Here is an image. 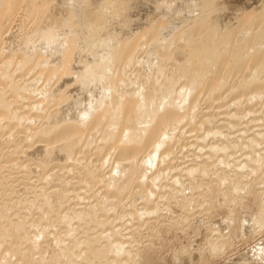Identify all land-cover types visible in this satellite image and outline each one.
Instances as JSON below:
<instances>
[{"label":"bare ground","instance_id":"bare-ground-1","mask_svg":"<svg viewBox=\"0 0 264 264\" xmlns=\"http://www.w3.org/2000/svg\"><path fill=\"white\" fill-rule=\"evenodd\" d=\"M92 1L93 0H60L55 3V0H0V62L6 59L7 57V59H9L10 55H12V53L14 52V55L12 56L16 57L15 59L13 58L15 61L12 60L11 62L5 64L7 66H11L10 70L15 68L14 73L17 71H22V73H29L30 70H32L33 73H38L41 75H39V78L36 77V80L34 78L35 81L38 80V82H40L41 84L49 83V85L52 84L53 86L54 84H59L56 90L57 92L55 91L56 95L55 93H53V91L51 93L50 89L48 91H45V89L42 90L43 88L41 89L40 87H35L34 84H37L38 82H33L28 85H25L24 87H21L20 83H15L13 79L10 80L9 71L1 70L0 66V77H3L5 79V82H3V84L6 87L9 85L7 91H10L12 97V101L8 103L7 97L5 95L6 91L3 89L0 90V116L1 118H3L2 121H0V133L2 131L9 132L11 129L18 127L20 122L30 121V115L20 118L17 114L11 112V108L9 106L11 104H16L18 101H20V97L31 98L37 97L38 95L37 98H39V102H41L42 104H40V109L46 106L51 101H57V95V99L61 103L59 104L60 108L57 114L49 116V125L46 126L45 129L40 130V134L38 135V142L45 143L42 148L35 147L34 149L30 150L31 146H21L19 141L14 139V137L12 138V136L11 139L9 137L8 140H5L4 142L1 141L0 143L6 145L13 144V146L16 145L15 147H20L21 152L24 155L30 154L34 155L35 157H38V161L35 163V165L41 171H43V167H48L50 164L58 162L59 160H69L70 153H82L80 157L83 158L85 156L87 158L89 155H93L95 157V163L99 164L97 166L89 165L83 167V169L78 168L77 182L79 184L85 183V186L90 185L93 187H95L97 184L99 186L100 184H102L100 188L103 189V191L94 193L95 202L96 204L98 203L97 205L102 214L100 216L97 214V216L94 214V212H92L91 209V211H89L88 213L85 210V214V212L82 211L84 210V208L80 210V212H84L82 214H77L78 212L73 214L74 211L73 213L71 212V214H73V216L77 217L78 219H84V221L90 220L89 223L91 221H96L95 225L97 227H99L100 225H102L103 227L104 224L97 221L98 219H100L99 217L106 216L112 213L118 207L117 203L110 199H115L116 201H118V204H120V202H122L121 199H123L124 196H127V193L128 191H130L133 182H136L135 180L138 178L141 171L143 169L147 170V168H145V166L148 167L149 165H146L147 159L143 161V159L141 158L145 154H147L148 151H151L150 153H148L147 156L158 160L157 158L159 157V154L157 153V151L159 149H161L160 151H162V147L163 151L160 152V154L166 153L165 155L169 156L170 145L168 143L174 141L173 139H175L176 137L175 129L177 130L178 125H181V119L184 118H182V116H186V120L184 121L194 122L191 121L194 118L191 120L190 118L191 116H194L195 109H197L196 105H198L199 96H196L195 94L191 95L192 97L190 98H188V96H190V94L193 92L196 93L195 90L198 88L196 86L199 83V80L202 81H200V84H198V86H200L199 89H197V93L201 94L199 92H204V94L207 93L212 95L213 97L214 95H216V92H218L228 82L223 78V80L218 79L221 78L219 77V72L223 71L224 74V70L226 68L227 71H230L231 68L229 69L228 67H232L231 65L236 63V67L239 64L238 66L242 65L244 66V68H246L247 71L249 70L248 73H246L245 75H242V73L241 76L239 75L240 77L238 79H242V77L243 79L240 82H237L239 83L237 85L238 87L235 84V86L240 90H247L248 94H253L251 95V97L247 94V97L249 96L248 100L245 99V101H247V104L248 101L251 102L256 98V100L258 101L259 98H263L264 78L261 74V67H258L257 69H249L252 65L249 68L247 66L248 63L251 62L253 64V67L262 65L264 63V0H261L259 3H257L258 8L254 9L253 11H251V9V12L247 10L246 13H239L238 16H236L237 23L235 22L236 24L234 23L235 25L233 24V27L231 24V28L229 27L230 30L227 29L225 35L222 34V29L216 27L215 23H213V19L211 17V14L213 12V10L211 12L212 0H192L194 2L198 1L195 6L193 4L194 2H191L190 0H158V2L156 1L152 6H149L146 0H103L100 4H93ZM251 5L254 4L252 3ZM144 7L146 9H144ZM250 8L251 7H249L248 9ZM16 17H20L19 19L25 27H27L28 24L32 23V25L30 26V32H28L29 34L25 35V37L23 38L24 43L21 45V47H19V50L17 52L12 49L13 46H10L11 44L5 48H2L1 46L5 39L3 38L5 33L8 32L10 26L12 25ZM165 19L168 21H166ZM183 20L184 23H187L188 29H185L186 32L183 29L186 27V25H184V27L183 24H179ZM200 21H204V24L200 25ZM188 22H191V24H189ZM177 24L181 25L184 31L183 33L186 34L185 36L184 34L180 37L178 36L179 30L181 31V27ZM255 29H259V31L256 30V32ZM231 33H235L238 36L236 37V35H233L234 37L232 38ZM182 36H184V38H182ZM179 38H182L183 42L179 43ZM173 39L175 41L174 46H178L182 49L186 48L188 57L186 58L185 63H182V65L180 64V66L177 67V73L174 72V75L172 74L171 77V74L169 75V77H166L167 75L165 74V76L163 74V63L161 62V60H159V57H172L178 55V49L174 48L173 45H171V41ZM229 39H233L232 41L234 42H232L231 40L230 42ZM224 41L232 45L229 51H227L228 43H224L223 47H221ZM139 50H141V52L143 53V56L140 59L135 56V54ZM17 53H19L20 56H18L19 54ZM12 56L10 58H12ZM217 57H221L219 58L220 60ZM222 57L226 58L224 59V62H222ZM18 58L20 60L19 63L18 61L16 62ZM135 63H137V65H140L143 72H133V75L129 76L127 79H121V70L125 66L133 65ZM196 63L197 67L201 69L200 73L195 72L198 70L197 67L195 70ZM188 66H190L191 68ZM159 73H162L161 75H163V77L165 76L164 84L166 85L163 84V86H165H162L163 88H161V86L157 84L159 83L158 80L160 79H155L156 77H160L159 75H156ZM229 73L231 74V72ZM175 74L177 75L175 76ZM154 79L157 80V82ZM82 81L84 83H82ZM155 83L157 84V86H159L158 88L154 85ZM179 84L181 90H179V92L171 93L170 90L175 91L173 87ZM57 85H55V88ZM152 85L155 86L152 87V92H145ZM230 85L231 84L229 83V86ZM53 86L52 88H54ZM194 87L196 89L193 90ZM237 88L235 89L237 90ZM235 89L233 90L235 91ZM233 90L231 93L234 92ZM12 91L14 94L12 93ZM234 93H236V91ZM238 93H240L241 95V92L238 91ZM63 97L67 98L62 100ZM187 98L188 100H186ZM185 101H187L186 106L184 104ZM181 102L184 107L183 105H181ZM15 106L16 108H19V106ZM236 114H233L234 118L237 117ZM39 115V113L37 114V112H35L33 116ZM213 116L208 117L207 119L205 118L206 120L204 121V123L211 124L212 122H216V117ZM34 124H36V122ZM208 124L207 126H205L208 133L211 132V134H216L214 132L212 133V127H209L211 128L209 129ZM3 125L5 127H3ZM22 125L26 126V124ZM204 125L205 124H202V126ZM124 129L126 132H124ZM201 129L203 128L201 127ZM97 133H102L101 145L97 144L93 145L92 147L90 146V154H87V152H85L87 148L82 151V148L87 144V140L90 135H94ZM217 133H219L218 130ZM203 139H205V137ZM175 140L180 139L177 138ZM249 140L248 143L251 141ZM23 147H26V151H22ZM214 148L215 147H213V149ZM215 154H217V152H215ZM162 155L166 159V156L164 154ZM106 156H108V161H106L109 162V164L106 165L107 162L103 159V161L106 162V164L103 165V163H100L102 160L101 158H105ZM139 156L141 157L140 161L142 163H139ZM80 159L81 158H77L76 164L78 162L82 163V160L80 161ZM163 159H160V161ZM165 159L163 161H165ZM258 159L259 158H255V160H253L251 158L252 162L250 163V165L257 161L256 163L261 166V162L264 161V157H261L259 161ZM246 160L250 162V159ZM156 162L157 161H155V163ZM152 163L150 165H152ZM166 164L168 165V163ZM113 165H115L114 170L116 171H113L112 169L113 173L111 174L109 170V174L101 173V171H99L101 167H113ZM255 165L254 167H256ZM262 165H264V163ZM149 168H151V166ZM153 168L154 167L152 166V169ZM73 169H77V166H73ZM257 171L260 170H253L252 172L258 174L256 173ZM35 172H37V170ZM190 172L192 173V171ZM51 176L52 175H50L49 177L47 176L48 178L46 177L47 182H50L53 178L56 177ZM72 178L76 179L75 177ZM145 179L143 178V181L146 183L148 180L145 181ZM154 179L156 181L155 177ZM157 180L160 181V179L158 178ZM156 183L157 185L159 184L158 181H156ZM195 183L194 185L196 186V184L198 183ZM72 184L75 183L68 182V186ZM141 184L142 183L140 182L139 187L141 186ZM153 184L151 186H153ZM53 187H55V185H52V188ZM143 187L142 188L144 190L145 188H147L145 184L143 185ZM188 189H190V187H188ZM242 189L244 190L242 186L241 189L238 188V190ZM62 190H64V188L62 187L61 189L60 185L59 190H53L52 192L50 191V193L42 192L41 199L43 201V205L39 208L40 214L44 215L39 216L38 223H31L32 225L30 224V227H35L37 229L36 231H42L43 229L41 230V226L43 223L45 225V223H51V220L53 221V219L50 220V217L45 216L47 213L52 214L50 212L53 211L54 203L56 201L62 202V200H65L67 198L65 197L66 195H60L61 193H63ZM146 191L147 189L145 190V192ZM145 192L143 193L145 194ZM149 192L151 193L152 189ZM149 192L146 193L149 194ZM147 197L148 195H145L144 200L148 199ZM260 197L261 196H259L258 198L260 199ZM36 198L38 197L34 196L30 200L25 199L23 201L26 202V204L28 205H32L36 202ZM172 198L174 199V196ZM172 198L171 200H173ZM166 199L168 201L170 199V196H167L165 200ZM184 199L185 200L183 201V204L181 202L182 205L186 204V200L187 203H190L188 202V200H191L192 198L188 199L185 196ZM149 200L148 203L150 202ZM161 200L163 201V198ZM261 200L262 199H260V201ZM9 202L0 206V217L6 215L10 209L19 204V202L17 201H12L10 203ZM146 203L144 204L146 205ZM182 205L180 206L184 207ZM95 206L93 211H95L96 209ZM187 206L188 205H186L185 207L187 208ZM133 207L134 206L132 205L131 208ZM263 208L264 207H262V209ZM99 209L96 211H99ZM145 209V211L147 212V208ZM143 212L144 210L142 211V213H140V211H136L132 215L138 218L143 214ZM259 212L261 213V210ZM154 213H156V211ZM262 213H264L263 210ZM262 213L260 215H262ZM60 214L61 213L58 212L57 214L53 215L56 216V220H62L64 223H66L65 229L68 232L73 231V229L75 230V228L71 230L73 224V217L71 215L66 216L64 215L65 213H62L63 217H60ZM129 216L131 215L129 214ZM255 217L253 218L255 219ZM258 217L260 218L262 216H259L258 214ZM259 218L257 222L259 223L260 227L258 228L262 229V225L260 224L261 222H259ZM132 219L134 218L132 217L131 221ZM250 219H246L248 226L249 224L252 225L251 222H248L250 221ZM44 220L48 222H44ZM227 220L230 221L229 219ZM251 220L254 221L253 219ZM20 221L15 224H11L3 229H0V259L2 261L1 264H12L10 260L12 258H15L14 260H16L18 264H139V261L142 263L144 261L146 262L147 259L146 255H148V253H145V255L144 252H142L143 255H140L138 257H131L132 254H130V252V256L129 254H126V251L128 249L125 250L126 253L123 251V248H121V250L123 249L121 251L119 249V246L124 243V240L121 241L122 239L119 240L120 243L115 244L116 246H112L111 243L115 240L112 235L116 233L114 232V230H112V232L110 231V234H102V237H93L94 239H91L90 237L91 240L86 238L87 240L85 239V241H80L81 238H76V236L73 234L74 232L68 233L66 231L64 235L62 234V236L61 234L58 235L55 233L53 235H49L46 230H43V233L47 234V236L44 235L43 241H39V236L41 237L43 233L39 231V234L41 233L40 235H37V233L35 235L33 233L36 237L31 236V233L29 234L30 230L28 232L26 227L22 225V223H24L22 221L24 220ZM108 226H110L109 223ZM45 227L46 226H44V228ZM245 228H247V226H245ZM104 229L101 230L104 231ZM239 229L241 228L239 227ZM219 231L221 230L219 229ZM22 234H25L27 237L25 243L23 244L24 246H20L22 241L13 239H11L10 247L3 245V242L5 241V236H21ZM92 234L90 236H92ZM67 235L71 238L69 237V240L65 241ZM100 235L98 234L96 236ZM109 237L111 242H105L107 244L103 245L105 249H96L97 243H102V239V241H105V239H109ZM111 237L114 239L111 240ZM218 239L220 240V238ZM116 241L117 240H115V242ZM43 243L44 248L41 247V244ZM75 246L78 247V249L75 248L76 251L80 250V248L82 250V247H84L85 252L82 254L80 253L81 251H79L78 253H80L81 255H78L77 253V255L74 256L76 251H74L73 247ZM263 246V243L261 244L258 242V245L254 247L252 246L253 248L251 247L252 249H248L249 251L247 250L248 254L247 252H245L246 254L242 253L244 255L240 254L241 257L239 259H242V264H264ZM216 247L218 248L217 245L214 246V248ZM131 249L132 248H130V250ZM25 250H27L28 252L31 250L33 253L30 252V254H34L35 252H41L43 250L44 257L39 255L36 260H32L27 254V252H23ZM110 253H112L113 255V260H111L110 258L112 257V255L109 256ZM108 258H110L111 262ZM122 258H125L124 263L122 262ZM235 259H232V261L234 260L233 263L231 262V260L230 263H227L235 264L237 263ZM240 263L241 261L237 264Z\"/></svg>","mask_w":264,"mask_h":264},{"label":"rangeland","instance_id":"rangeland-1","mask_svg":"<svg viewBox=\"0 0 264 264\" xmlns=\"http://www.w3.org/2000/svg\"><path fill=\"white\" fill-rule=\"evenodd\" d=\"M58 1H60V0H55V3ZM102 1L103 0H93L92 3L93 4H100ZM146 1H147V4L149 6L154 5V3L156 1L158 2V0H146ZM190 1L194 2L192 0H190ZM260 1L261 0H257V1H255V0H212L211 1V12H212V10H213V12L211 14V17L213 19V23H215L216 27L221 28L223 31L222 34L225 35L226 30L229 29L231 24L233 27V24L235 22L237 23L236 16H238L239 13H242V12L246 13L247 10L249 12L253 11L254 9L258 8L257 3H259ZM195 2L193 3L194 6L197 4L198 1H195ZM252 3L254 5H251ZM248 6L251 8L248 9L249 8ZM252 6H254V7H252ZM144 9H146V8L144 7ZM207 14H208V12H207ZM19 18L20 17H16L14 19V21H13L12 25L10 26L8 32L5 33V35L3 37L5 39L1 45L2 48H5L11 44L10 46H13L12 49H14L17 52L19 50V47H21V45L24 43L23 38L25 37V35L29 34L28 32H30V26L32 25V23L28 24V26L25 27ZM166 21H168V20H166ZM182 22L179 24H181V25L183 24V26L186 25V27L184 26L185 28H183V29L184 30L188 29L187 23L186 22L184 23V20ZM188 23L191 24V22H188ZM199 23H200V25H202V24H204V21H200ZM167 24H168V22H167ZM181 25H178V26L181 27ZM180 29H181V31L179 30L178 36L180 37L183 34L185 36L186 34L183 33L184 31H183L182 27ZM256 30L259 31V29H255V31ZM185 32H186V30H185ZM231 34H232V36H231L232 38L235 35H236V37L238 36L235 33H231ZM184 36H182V38H184ZM182 38H179L180 39L178 41L179 43L183 42ZM194 38H196V37H194ZM235 38H234V40H235ZM230 40L231 39H229V41ZM164 41H166V40H164ZM232 42H234V41H232ZM224 43H228V42L224 41L222 43L221 47H223ZM232 44H234V43H232ZM171 45H173L174 48L178 49V51H179V53L177 52L178 55H175L172 57H168V56L167 57L166 56L159 57V60H161V62L163 63V66H162L163 70L162 71H164V73L163 72L162 73L164 75L166 74L167 75V76L165 75L166 77H169L170 74H171L170 75V77H171L174 72L177 73V71H178L177 67L180 66V64L182 65V63H185V60L188 57L186 48L182 49L178 46H174L175 45L174 39L171 41ZM231 47H232V45H230L228 43L227 44V51H229V49ZM17 54H19V53H17ZM12 55H14V52L12 53ZM12 55H10V57ZM6 56H9V55H6ZM18 56H20V54ZM135 56L138 59H140L143 56V53L141 52V50H139L135 54ZM10 57H9V59H7L8 57L7 58L5 57L6 59H4L0 62L1 70L9 71L10 80L13 79V81L15 83H17V82L20 83L21 87H24L25 85H28V84L33 83V82H38V80L35 81L36 77L39 78L41 75L38 73H33L32 70H30L29 73H22V71H17L14 73L15 68L10 70L11 66H9V65L7 66L5 64L11 62L12 60L15 61L14 59L16 58L14 56H12V58H10ZM224 57H222V62H224V59H226ZM217 58L219 59L221 57H217ZM8 60H10V61H8ZM17 61H18V63L20 62L19 58L16 60V62ZM228 62H229V60H228ZM197 63L195 65V70L197 67ZM230 65H231V63H230ZM238 65L236 67V63H235V64L231 65L232 67H230L228 64V66H229L228 68L229 69L231 68L232 71L231 70L227 71V68H226L224 70V74H223V71H221L223 75L221 74V72H219L220 75H222L223 77L219 75V77H221V78H218V79L221 80L223 78V79L227 80L228 82L218 92H216V95H214L213 97L210 94H207V93L204 94V92H199L201 94L197 93V91H198L197 89H199V86H200V85L198 86V84H200V81H202V80H199V83L196 86L198 88L197 89L195 87L193 88V90L196 89L195 90L196 93L193 92L190 94V96H188V98L192 97L191 95H194V94L196 96H199L198 97L199 102H198V105H196L197 109H195L194 116H191V118H190V120L194 118L191 121H194L195 123L184 121V120H186V118H185L186 116L185 115L182 116V118L184 117L185 119L184 118L181 119L182 120L181 125L180 126L178 125L177 130L175 129V134H176L175 139L178 138L180 140L173 139L174 141L168 143L170 145L169 156L167 155L168 158L165 155L166 153L160 154V152L163 151V147H162V151H160L161 149H159L157 151V153L159 154V157L157 158L158 160H155V158L153 159V158L147 156L148 153H150L151 151H148V153L144 155L145 157L147 156L146 158L144 156L142 158L139 156V163H142L140 161L141 159H143V161H145V159L150 161V162H148L146 160V162H147L146 165H148V164L149 165H148V167L145 166V168H147V170L149 172L146 169H143L141 171L138 178L135 180L136 182H133V185L131 187L132 190L130 189V191H128V193H127V196H124L123 199H121L122 202H120V204H118V201H116L115 199H110V200L116 202L118 207H117V209L115 208L116 212L113 211L114 213L112 212V213L108 214L109 216L108 215L101 216L103 219L101 217H99L100 219H98L97 221L100 223H103L104 224L103 227H102V225H100V226L98 225L99 227H97L95 225L96 221L95 222L91 221L89 223L90 220L89 221L86 220L87 221V224H86V221H84V219H78L77 217L73 216V214H75L76 212H78L77 214H79V213L82 214L84 212L86 214V211L88 213L91 210H92V212H94L95 215L98 214L100 216L102 214V212L100 211V209L97 205L98 203L96 204V202H95V194H94V193H98V192L103 191V189L100 188V186L102 184H100V186L97 184L95 187H93L90 185L85 186L84 185L85 183H81L82 184L81 185L77 182L78 168L83 169V167H86L89 165L90 166L91 165L97 166L99 164V163L98 164L95 163V160H94L95 157L93 155H89L87 158L85 156L83 158V157H80L82 155V153H79V154L70 153L69 154V160H67V161L59 160L58 162L50 164L48 167H43V169H42L43 171H41L35 165V163L38 161V157H35L34 155H30V154L24 155L21 152V148L15 147L16 145L13 146V144H7L6 145L3 143L2 144L0 143V206L8 203L9 201L10 202H12V201L13 202H15V201L19 202V204L17 206H14L12 209H10L6 215L0 217V229L8 227L11 224H15L20 220H24V221H22V222H24V223H22V225L24 227H26L28 232L30 230L29 234L31 233L30 234L31 236H35L37 233V235H38L40 230L36 231L37 229L35 227H30V224L31 223L32 224L38 223L39 216L44 215V214H40V208H39L40 206L43 205V201L41 199V194H42V192L50 193V191L52 192L53 190H59L60 185H61V189L63 187L64 190H62L63 193H61L60 195H63V196L66 195L65 197H67V198L65 200H62V202L56 201L54 203L53 211L50 212L52 214H49V213L46 214L45 213L46 214L45 217H50V220L53 219L54 222L51 220V223H49L48 221L44 220V222H48V223H45V225L43 223L41 226L42 227L41 230L42 229L44 231L46 230V232H48L49 235H53L54 233L58 234V235H60V234L64 235L67 231L65 229L66 223H64L62 220H56L55 219L56 216L53 215V214H57L58 212H60L61 213L60 217H63L64 213H65L64 215H66V216L71 215L73 217L72 218L73 224H72L71 230L73 228H75V230L76 229L77 230L75 231L73 229V231H69V232L67 231V232L68 233L74 232L73 234L76 236V238L82 239V240L80 239V241H85L86 238L90 239V237H91V239L93 237H102V234H105V233L110 234L112 232V230H114V232H116V233L114 235H112V234L111 235L117 241L116 242H115V240L112 241V243H111L112 246L120 243L119 240L122 239L121 241L124 240V243H122V245L119 246L120 247L119 249L121 250V248H123L124 250L123 249L122 250L124 252H125V250L128 249L126 251L127 253L125 252L127 255L130 252V254H132L131 257L132 256L138 257L140 255H143L142 252H144V254L148 253L149 256L145 254L147 257L146 262L144 261L141 263L139 261V264H228V263H230V260L233 263L234 260L232 261V259L233 258L237 259V257H238V259L237 260L235 259V261L237 263H239L241 261L240 264H242L243 263L242 259H239L241 257L240 254L244 255V254H246L245 252H247V254H248V251L250 249H252L254 246L258 245V242L261 244L263 243V245H264V242H262V241H264V226H263L264 213H262V210L264 211V208L262 209V207H264V194H263L264 193V165H262L264 163V161L261 162L262 163L261 166L256 163L257 161H255V162L253 161L254 165L257 164V165H255L256 167L258 166L257 168L254 167L253 164L250 165V163L252 162L251 158L253 160H255V158L261 159V157L262 158L264 157V94H263L262 99L259 98L257 101L256 100L257 98H256L255 100H253L251 102L248 101V104H247V101H245V99H247V100L249 99V96L247 97V94H248L247 90H243V89L240 90L239 88H237L238 87L237 85L239 84L237 82H240L243 79V77H242V79H238L241 76V73H242V75H245L246 73H248L249 70L247 71L246 68H244V66L240 65V66H242V67H240ZM198 66H200V65H198ZM188 67H190V66H188ZM247 67L248 68L250 67L249 69H257L258 67H261V74L264 78V63L262 65H258V66L253 67V64L251 62V63H248ZM197 68H198V70L195 72L200 73L201 69L199 67H197ZM241 68L244 70V72ZM133 72L139 73V72H143V71H142V68L140 67V65H137V63H135L133 65L125 66L121 70L120 77H122L121 79H127L129 76L133 75ZM229 72H231V74ZM162 73L156 74L157 76L158 75L160 76L159 78L154 75L156 77L155 79H157V80L160 79V80H158L159 83H157V84L159 86H161V88L165 87V86H163V84L165 83V80H164L165 76L163 77V75H161ZM180 74H181V71H180ZM180 74H178V75H180ZM176 75L177 74H175V76ZM154 76H152V77H154ZM34 78H35V80H34ZM157 80H155V81L157 82ZM180 80H182V79H180ZM3 82H5V79L3 77H0V90L3 89L6 91L5 95L7 97V102L9 103L12 101L11 93H10V91H7L8 90L7 88H9V85L6 87L3 84ZM38 83H40V82H38ZM82 83H84V82L82 81ZM229 83L231 84L230 86H229ZM37 84L36 83L34 84L35 87H38V88L40 87L41 89L43 88L42 90L45 89V91L46 90L48 91L50 89V92L52 93V91H53V93H55V95L57 92L56 90L59 86V84L58 85L54 84V86H53L52 84L49 85V83H45L46 85L44 83L43 84L40 83V84H38L39 86ZM157 84L155 83L154 85L158 88L159 86H157ZM160 84H162V85H160ZM235 84L237 87L235 86ZM55 85H57L56 88H55ZM154 85L150 86V88H148V90H146L145 92H152V87H155ZM164 85H166V84H164ZM46 86L47 87L50 86V87L47 88ZM52 86L54 88H52ZM181 86H183V85H181ZM44 87H46V88H44ZM174 87H176L177 89ZM174 87H173V89H175V91L170 90L171 93L179 92V90H181L180 84L177 86H174ZM38 88H37V90H38ZM235 88H237V90L239 92H241V95H240V93H238V91ZM150 89H151V91H150ZM233 89H235L236 93H234L235 91ZM232 90L234 91L233 93H231ZM12 93H13V91H12ZM230 93L234 94V95H231ZM145 95H146V93H145ZM237 95H238V97H237ZM248 95H250V94H248ZM251 95H253V94H251ZM251 95H250V97H251ZM57 96H56L57 101H55V102L51 101L41 109H40L41 102H39V98H37L38 95H37V97H31V98L20 97L21 98L20 101H18L16 104H11L9 107L11 108L12 113L17 114L20 118L30 115V117H29L30 121L20 122L18 127L11 129L9 132L2 131L4 133H2V132L0 133V135L3 136V137L0 136V138L2 137L0 139V142L1 141L4 142L5 140H8L9 137L11 139V136H12V138L14 137V139L19 141L21 146L22 145L23 146L24 145L31 146L30 150L34 149L35 147H37V148L41 147L42 148V146H44L45 143L38 142V135L40 134V130L45 129L46 126L49 125V122H48L49 116L56 115L57 112L59 111V108H60L59 104H61V103L57 99ZM232 96L235 97L236 99L233 98ZM65 98H67V97H63L62 100H64ZM188 98L186 100H188ZM181 101H183V100H181ZM261 101H262V103H261ZM62 103H64V102H62ZM184 104L186 106L187 101H185ZM15 105H17V107L19 106V108H16ZM181 105H183L182 102H181ZM183 107H184V105H183ZM34 108H35V110H34ZM231 109L232 110L234 109V110L232 111ZM35 112H37V114L39 113L40 115L39 116H33ZM236 112H237V114H236ZM21 113H23V114H21ZM233 114L237 115V117H235L236 119L233 117ZM213 115L216 117V119H215L216 122H212L211 124L204 123V121L208 117H211ZM2 119L3 118H1V116H0V121H2ZM34 121L36 122V124H34L35 123ZM184 122H186V123H184ZM22 124H26V126H23ZM202 124H205V125L202 126ZM207 124H208V128L212 127V129L209 128V129H211L212 133L214 132L216 134H211V132L208 133V131L206 130V127H205V126H207ZM4 125H3V127L6 126V125L5 126ZM201 127L203 129H201ZM215 129H216V131H215ZM217 130L221 135L219 133H217ZM203 131H204V133H203ZM124 132H126L125 129H124ZM207 133H208V136H207ZM101 135H102V133L90 135V137L87 140V144L85 146H83L82 151H84V149L87 148L88 150L86 149L85 152H87V154H90V146L92 147L93 145H97V144L101 145V143H102ZM43 136H45V135H43ZM204 137H205V139H203ZM252 137H254V138H252ZM252 139L254 142L255 141L256 142L254 143L252 141ZM248 140L251 143L250 142L248 143ZM219 145H220V149H219ZM234 146H237V147H234ZM213 147H215L216 149L215 148L213 149ZM25 148L26 147H23L22 151H26ZM209 148H210V150H209ZM227 148H228V150H227ZM213 150H215V151H213ZM215 152H217V154H215ZM162 154H164L166 156V159H165V157H163ZM210 155L212 156V158ZM209 156H210V158H209ZM256 156H258V157H256ZM77 158H81L80 161L82 160V163L83 162L84 163L82 164L81 162L80 163L78 162L76 164ZM105 158H101L102 160L100 163L101 164L103 163V165H105L106 162L108 161V159H107L108 156H106ZM149 158L151 160L152 159L153 160L151 161ZM163 158L165 159V161H163L164 160ZM103 159L105 161L106 160L107 161L105 162V161H103ZM160 159H163V160L160 161ZM246 159H250V162H248V160H246ZM259 159H258V161H259ZM155 161H157V162L155 163ZM151 163H152V165H150ZM166 163H168V165ZM108 164H109V162H107L106 165H108ZM155 164H157V165H155ZM247 164H249V165H247ZM103 165H102V167H103ZM73 166L74 167L77 166V169H73ZM114 166L115 165H113V167L112 166H110V167L104 166V168L101 167L102 169L100 168L99 171H101V173H107V174H109V171H110V174H111V173H113V171H116V170H114V168H115ZM150 166H151V168H149ZM152 166L154 167L153 169H152ZM261 167H262V170H261ZM112 169H113V171H112ZM36 170H37V172H35ZM151 170H154L155 172L151 171ZM189 170L192 171V173ZM250 170H252V171L253 170L254 171L260 170V171H257L256 173H258V174H255ZM149 173L151 176L149 175ZM144 174H145V176H144ZM50 175H52L54 177L56 176V177L53 178L50 182H47L46 177L47 176L49 177ZM158 176H161V177H158ZM72 177H75L76 179H73ZM154 177L156 178V181H158V183H159L158 185H157ZM143 178L144 179L147 178V179H145V181L148 180L149 182L147 181L145 183L143 181ZM157 178L160 179V181L157 180ZM142 181L147 186V188H145V190L147 189L146 192L148 193L152 189L151 193L149 192V194H147L145 192V190L143 189L144 184ZM151 181L152 182L154 181L153 183H155V184H153ZM68 182H73L75 184L68 186ZM140 182L142 184L139 187ZM195 182L198 184H196ZM151 183L153 184V186H151L152 185ZM194 183L196 184V186L194 185ZM52 185L53 186L55 185V187L52 188ZM241 186L244 188V190L243 189L238 190V188L241 189ZM49 187H51V188H49ZM153 187H155V188H153ZM188 187H190L191 190L188 189ZM235 187H236V189H235ZM140 188L143 190V192H145V194L142 192V190ZM148 188L149 189L151 188V189L149 190ZM44 190H46V191H44ZM172 190H173V193H172ZM165 194H167V195H165ZM145 195L146 196L148 195V197H147L148 199H146V200H144ZM149 195H150V200H149ZM172 195L174 196L175 200L172 198L173 197ZM182 195L184 196V198H185V196L188 199L192 198L191 200L193 202L191 200H188V202H190V203H187V200H186V202H185L186 204L182 205L183 201L185 200ZM34 196H37L38 198H36L37 199L36 202L32 205H28V204H26V202L23 201L25 199L30 200ZM164 196H166V197L170 196V199L167 201V199L165 200L166 197H164ZM190 196H192V197H190ZM259 196H261L260 197V199H262L261 201L258 198ZM131 198H132V200H131ZM162 198H163V201L161 200ZM171 198L173 200H171ZM148 200L150 201L149 203H148ZM146 201H147V203H146ZM181 202H182V204H181ZM144 203H146V205ZM94 204L97 206H95ZM131 204L134 206L133 208H131L132 207ZM136 204H137V206H136ZM259 204L261 207L259 206ZM147 205H149V206H147ZM180 205H182L184 207H181ZM186 205H188L187 208L185 207ZM90 206H91V208H90ZM94 206L96 207L95 211H93ZM82 208H84V210H82ZM145 208H147V212L145 211L146 210ZM159 208H160V210H159ZM73 209H75L76 211ZM98 209H99V211H96ZM134 209L137 212L140 211V213H142V211L144 210V212L142 214L144 216L141 215L144 218H142L141 216L138 217L139 219L134 217L132 215V214H134V212H136ZM80 210H82L84 212H80ZM153 210H154V212L156 211V213H154ZM260 210H261L262 215H260L261 214L259 212ZM56 211H57V213H56ZM73 211H74V213H73ZM71 212L73 214H71ZM145 212H146V214H145ZM148 212H149V214H148ZM68 213H70V214H68ZM129 214L131 216H129ZM258 214H259V216H262V217H260L261 220L258 217ZM255 216H257L259 218V222H261L260 224L262 225V229L258 228V227H260V225L257 222L258 218ZM132 217L134 219H132V221H131ZM249 217L251 219H253L254 221H252ZM253 217H255V219ZM104 218L107 220H105ZM248 218L250 219V221H248V222L249 223L251 222L252 225L249 224V226H248V223L246 222V219L249 220ZM34 219H35V221H34ZM36 219H38V220H36ZM227 219H229L230 221H228ZM101 220H105V221H101ZM255 220H256V222H255ZM253 222L257 223V224H254ZM108 223L110 226H108ZM241 225H242V227H241ZM244 225L247 226L248 229L245 228ZM257 225H259V226H257ZM44 226H46V227L44 228ZM252 226H255V227H252ZM78 227H80V228H78ZM239 227L242 229V231H241V229H239ZM107 228L109 229V231ZM101 229L102 230L104 229V231H102ZM219 229L221 231H219ZM254 229H256V230H254ZM43 230L40 232L43 233ZM96 230H100V231H96ZM101 231H102V233H101ZM246 231H247V233H246ZM62 232H64V233H62ZM119 232H120V234H119ZM100 233H101V235H100ZM91 234H92V236H90ZM98 234L100 236H96ZM44 235L47 236V234H45V233H43L41 237L39 236V241H43ZM221 235H222V237H221ZM69 237L70 236L67 235L65 238V241H68ZM112 237H111V240L114 239ZM117 237L120 239H118ZM218 238H220V240ZM11 239L22 241L20 246H24L23 244L25 243L27 237L25 234H22L21 236L7 235L4 238L5 241L3 242V245L10 247L11 246ZM102 240H101L102 243H99L101 245H99L97 243L96 249H99V250L105 249V247L103 245L110 241V237H109V239H105V241H102ZM214 241H215V243H214ZM113 242H115V243H113ZM216 245L218 246V248L217 247L214 248V246H216ZM41 247L44 248V243L41 244ZM102 247H104V248H102ZM75 248L78 249V247L75 246V247H73L74 251H76ZM130 248H132V249L130 250ZM84 249H85L84 247H82V250L80 248V250L76 251L74 256H76L79 251H81L80 253L83 254L85 252ZM135 251H137V252H135ZM23 252H27V254L30 256V258L32 260H36L39 255L44 257V251L43 250L41 252H35L34 254H30V252H32L31 250L29 252L27 250H25ZM80 253H78V255H81ZM242 253H244V254H242ZM130 254H129V256H130ZM133 254H135V255H133ZM111 255H112V253L109 254V256H111ZM78 257H80V256H78ZM110 258H111V260H113L112 259L113 255ZM110 258H108V259L111 262ZM14 259L15 258L10 259L11 263L12 264H18V262ZM124 259L122 258L123 263L125 262ZM149 259H151V260H149ZM238 260H240V261H238ZM92 261H93V259H92ZM1 263H2V261L0 259V264ZM237 263H235V264H237ZM20 264H24V263H20ZM25 264H27V263H25Z\"/></svg>","mask_w":264,"mask_h":264}]
</instances>
